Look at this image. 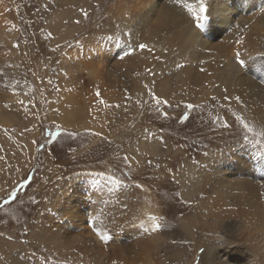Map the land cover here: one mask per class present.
Returning a JSON list of instances; mask_svg holds the SVG:
<instances>
[{
    "label": "rangeland",
    "instance_id": "374dc122",
    "mask_svg": "<svg viewBox=\"0 0 264 264\" xmlns=\"http://www.w3.org/2000/svg\"><path fill=\"white\" fill-rule=\"evenodd\" d=\"M227 1L234 16L228 29L215 28L223 30L222 38L234 37L235 18L250 22L264 17V0ZM146 2L0 0V204L31 177L15 201L0 207V264H46L45 258L47 264H207V252L219 251L229 261L264 251V199L256 202V211H240L238 199L230 201L231 192L212 188L218 180L220 186L226 183L229 170L264 183V145L251 142L260 138L248 134L250 140H244L238 126L221 125L231 116L229 107L261 116L234 99L224 100L225 95L204 92L196 78H184L185 70L201 66V57L216 53L220 35L214 39L209 33L194 45L183 44L176 35L189 21L186 12L168 0H156L161 12H154L150 4L144 7ZM250 2L256 5L253 11L247 10ZM81 7L90 19L83 18ZM116 25L136 32L133 47L146 30L166 40L160 59L148 60L139 70L137 50L121 61L124 43L107 38ZM93 54L100 89L84 66ZM255 55L264 66V40ZM241 58L245 64L239 68L253 72L248 55ZM260 75L252 78L264 89ZM149 89L168 103L157 105ZM185 114L189 118L181 123ZM256 127L260 130L259 123ZM238 158L247 165L244 171ZM102 171L105 176L114 172L128 185L115 189L119 202L106 191L108 203L98 200L100 193L88 177ZM94 212L98 221L91 219ZM146 214L165 226L145 232L140 225ZM100 235L111 238L102 241ZM112 248L122 257L112 258Z\"/></svg>",
    "mask_w": 264,
    "mask_h": 264
},
{
    "label": "bare ground",
    "instance_id": "6f19581e",
    "mask_svg": "<svg viewBox=\"0 0 264 264\" xmlns=\"http://www.w3.org/2000/svg\"><path fill=\"white\" fill-rule=\"evenodd\" d=\"M147 1L148 2H146V5L143 4L144 7H146L147 5L150 4L152 7L151 8L152 11L155 12V10H156L159 13L161 12L160 9L158 8L159 5H157L156 3L153 4L156 0H152L151 3L149 2V0H147ZM250 3H251V5H250L249 9H247V10L253 11L256 8L255 7L256 5L254 2H250ZM222 4H221L220 14L215 18V23H214L213 29L204 34V35H206V34L212 33L214 39L217 38L219 35L221 36L220 41L217 44H215V46H214V51H216V53L210 54L208 57H205V56L201 57V58H203V60H201V63H202L201 66H199L195 70H193L194 68L192 70H185L184 71V78L187 81H189V79H191V80L195 79V78L198 79L197 84H199L200 88L208 94L209 93L211 94L212 92H214L217 95H228L230 98H234L235 96H240L241 100L244 101V104L246 105L247 109L254 110L259 116H264V89L260 88L258 85H256L253 81V78H252V74L259 73V74H261L260 77H262L264 75L263 63L255 55L257 53L258 46L259 45L261 46V44L264 40V20H263L264 17H262L263 18L262 19L260 16L259 20H255V21L250 20V22L246 21L243 17H239V18H237V20L235 18V21H233V23L234 22L237 23V28H236L237 31L235 32L234 37H230V38L223 37L222 38V36L224 34V33H222L223 30H226L229 28L228 20L231 18V16H234L232 8L228 7V1L223 0ZM244 4H246V3H244ZM165 7H166V5H165ZM167 7H169V5ZM177 8L179 10H181V13L185 12L179 6H177ZM243 8H245V7H242V9ZM263 8H264V6H263ZM170 9H171V7H170ZM230 9H231V11H229ZM245 11H246V9H245ZM256 11L257 10H255V12ZM256 14H257V12H256ZM171 17H172V15H171ZM258 17H259V15H258ZM180 20L181 19H179L178 23H180ZM188 20L190 21V17ZM189 21H187L184 26L180 27V30L176 36L181 39L180 41L183 44L191 45L193 43V45H194L196 42H199L200 41L199 39L204 35L196 34L193 26L189 23ZM161 25H163V24H161ZM169 25H171V23ZM220 25H222L224 27H221ZM232 26H234V25H232ZM175 27H177V26H175ZM218 27L223 29V30L219 29L221 31L220 33H218L215 29ZM151 30H152V28H151ZM143 36L144 37L142 38L141 43H147L150 47H153L154 53H149L146 50L140 51L141 53L139 52L140 55L138 57H136L137 60H136V64H135L136 66L139 67V70L142 67H144L143 63L148 62V60H150V59L156 60L154 57L160 56L163 48H165L164 43L166 42V40H160L154 34H151L150 31H148V30H146V35H143ZM171 36H173V35H171ZM241 37H243V44L236 43V41ZM172 41H174V40H172ZM179 48L184 49V48H186V46L180 45ZM236 48L237 49L240 48L241 54L248 55L247 61L251 64V65L249 64V67L255 68L253 70L254 73L251 72V70L245 71V70L239 68L237 63L234 61V57H233V53L236 51ZM182 49L178 50L177 55H179V56L181 55ZM114 51H115V49L111 50V53H113ZM97 56H98V54H97ZM196 58H197L196 56H192V60H196ZM92 60H94V54L90 55L89 61H85L84 66L91 70L90 73H94V76H93L94 79H92L91 82H93L94 87L96 89H100V85H98L100 70L96 69L95 63H91ZM133 62L130 64H133V66H134ZM133 66H131V67L133 68ZM138 67L136 69H138ZM128 68H129V65H128ZM186 68H188V67H186ZM186 68H184V69H186ZM201 69H204L205 71H201ZM187 81H186V83H187ZM262 83L264 84V77L262 79ZM188 86H189V84H188ZM225 89H227V93L225 92ZM237 161H238V164L240 166V170L244 171L247 168V165L239 158L237 159ZM225 176L226 177L223 179V181H225L226 178H227V180L223 186H220V184H219L220 181L218 180V181H216L217 184L215 186H213L212 188L213 189L220 188L221 190H228L229 192H231L232 194L230 195V201L232 199H238L235 201V203L238 204V206H239L238 210L245 211V209L247 208V210L256 211L257 210V203L256 202L258 200H260L261 198L264 199V187L262 189H260V191H253V190L257 186L264 185V183H258V182L250 181V180H248V177H246L245 175L236 173L233 170H229ZM112 251H113L112 258H115V260H118L120 257H122L120 255V253L117 252V249L112 248ZM239 255H240L239 257H236L233 260H232V257H230L228 264H264V251H261L259 254L241 253ZM205 256H206L207 264H215V262L218 261L221 257L223 258V254L219 251H217L216 253H213V254L207 252ZM223 259L228 260V257L223 258Z\"/></svg>",
    "mask_w": 264,
    "mask_h": 264
},
{
    "label": "snow or ice",
    "instance_id": "6c2138e0",
    "mask_svg": "<svg viewBox=\"0 0 264 264\" xmlns=\"http://www.w3.org/2000/svg\"><path fill=\"white\" fill-rule=\"evenodd\" d=\"M168 3L170 5H178L181 9H183L187 13V16L190 17L189 23L193 26L196 34L204 35L205 33L213 29L215 18L220 14V11H221L222 0H168ZM95 7L99 8L100 5L96 4ZM79 11L85 20L90 19L89 11L86 8L81 7ZM262 11H264V9H262ZM65 23H67V21H65ZM74 23L80 24L81 21L75 20ZM116 28H117V31L114 32L112 35L108 36L107 38L109 40L115 41L116 43H121V42L124 43L125 50H124V54L120 56L121 60L124 59L125 56H131L137 50H140V51L146 50L149 53H154V48L150 47L147 43H138L135 47L132 46L131 39L136 35V32L134 30L128 29L127 31H125L123 29H120L119 25H116ZM49 35L51 36V33H49ZM236 43L243 44V37L239 38L236 41ZM164 51H167V49H165ZM154 58L157 60L160 59L159 56H155ZM234 61L240 66H243L245 64V60L241 58V53L239 51L235 52ZM145 71L148 72L150 75L152 74V70L149 68H146ZM201 71H205V70L201 69ZM144 87L147 89L149 86L145 84ZM225 92L227 93V89H225ZM148 94L152 98V100L155 101L157 105H160L161 103H164V104L168 103L167 100L162 101L160 98H158L155 95V93L151 91V89H149ZM99 95H100L99 92H97V96ZM223 98L226 101L230 99H234L242 107L245 106L244 101L241 100L240 96H235L234 98H230L228 95H225ZM212 99L215 100L216 97H212ZM20 103H23V102L21 101ZM100 103L104 104L105 102L101 100ZM105 106L108 107L110 105L105 104ZM5 107H8V106L5 105ZM194 107H195L194 105H188V108H194ZM228 112L231 113V116L229 117V119L221 120V125L223 128L228 129L233 126H238L242 130L244 140H250V136L248 134H251L252 136L260 138V139H257L251 142L264 145V116H261L260 118H257L255 116H246L244 114L232 111L230 107L228 109ZM164 115L167 116V113L165 112ZM188 118H189L188 115L185 114L181 118V123L186 121ZM217 119H220V118L217 117ZM256 123L260 124V130H257ZM58 134L59 133H56V134L49 133V135H58ZM69 135H72V134L69 133ZM96 135H99V133H97ZM33 143H35V141H33ZM40 147H43V146L41 145ZM261 157L262 159H264V151H262ZM122 160L125 162H128L129 157L124 156ZM149 163H151V161H149ZM193 163H197V162L193 161ZM262 167H264V165H262ZM122 176L128 177L129 174L122 172ZM98 177L106 179L111 185V187L101 184L100 179ZM88 179L91 185L94 186L96 191L100 193V195L98 196V200L102 204L108 203V201L104 199L105 191L107 193H113L114 195H116L117 202H119V199H118L119 194L115 192V189L124 188L128 186V185H125L123 179L117 178L114 172L107 176H105V173L103 171L99 173H92L89 175ZM172 179L176 183L180 182L175 175L172 176ZM30 181H31V177H28L23 182H21L18 188L13 189L8 194V197L3 200V204H0V207H3L4 205H9L11 202L15 201L17 198V192L20 189H23L26 185H28ZM137 187H141V185H137ZM174 196L178 198L180 202L188 203V201L184 199L183 194L181 192H175ZM167 206L169 207V209H171L172 207V205H167ZM124 207L127 208V205H124ZM100 213L101 214L103 213V208L100 209ZM91 219L93 221H98L100 217L94 212ZM145 222H147V225L145 224ZM101 223H103V221H101ZM140 226L144 228L145 232H148V231H157L161 227H164L165 225L162 222H160V218L156 217L155 215L146 214L145 219L144 221L141 222ZM3 235L4 233L0 232V236H3ZM10 238L11 237H9V239ZM99 238L100 240L103 241V240H108L111 237L108 235H100ZM227 243L228 242L226 241L225 244ZM204 251H205L204 249H201V252H204ZM45 260L47 264V258H45ZM113 264H115V262H113ZM215 264H228V261L221 257L218 261L215 262Z\"/></svg>",
    "mask_w": 264,
    "mask_h": 264
}]
</instances>
